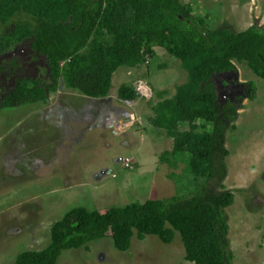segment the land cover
<instances>
[{
	"label": "rangeland",
	"instance_id": "374dc122",
	"mask_svg": "<svg viewBox=\"0 0 264 264\" xmlns=\"http://www.w3.org/2000/svg\"><path fill=\"white\" fill-rule=\"evenodd\" d=\"M183 3L193 16L206 18L208 28L227 24L243 31L254 23L264 28V0ZM154 50L155 56L136 67H119L106 97L84 96L60 77L46 102L0 110V264H15L18 254L46 248L52 225L73 208L103 211L148 199L186 200L214 183L194 179L183 160L164 155L173 150L174 140L152 124V106L174 96L188 73L165 49ZM11 51L5 60L17 57L25 70L3 73L0 96L18 76L51 82L45 60L29 56L25 44ZM234 63L236 80L228 92L234 95L239 83L253 82L255 97L242 101L226 130L227 173L216 189L234 196L226 208L233 264H264V79L246 62ZM121 85L133 86L137 98L121 100ZM126 158L130 167L124 166ZM57 264L191 263L179 232L170 243L155 235L139 239L135 233L126 251L115 247L109 232L84 247L63 251Z\"/></svg>",
	"mask_w": 264,
	"mask_h": 264
},
{
	"label": "trees",
	"instance_id": "16d2710c",
	"mask_svg": "<svg viewBox=\"0 0 264 264\" xmlns=\"http://www.w3.org/2000/svg\"><path fill=\"white\" fill-rule=\"evenodd\" d=\"M190 9L183 0H0V79L3 73L25 70L17 57L5 60L24 44L29 56L45 60L52 79L18 76L0 96V110L46 102L60 77L84 96L106 97L119 67H136L161 47L181 62L188 81L152 106L150 120L174 140L173 150L164 155L183 160L194 179L214 181L186 200L148 199L103 211L73 208L52 225L46 248L18 254L15 264H57L63 251L109 232L120 251L130 248L135 233L139 239L155 235L170 243L179 232L189 263L233 264L226 208L234 196L217 192L216 185L227 173L226 130L242 101L255 97V86L239 83L236 94L228 91L236 80L234 61L246 62L264 79V28L257 23L243 31L227 24L208 28L206 18L193 16ZM137 96L133 86L118 89L123 101Z\"/></svg>",
	"mask_w": 264,
	"mask_h": 264
},
{
	"label": "built area",
	"instance_id": "2783aa9c",
	"mask_svg": "<svg viewBox=\"0 0 264 264\" xmlns=\"http://www.w3.org/2000/svg\"><path fill=\"white\" fill-rule=\"evenodd\" d=\"M139 89L142 91L141 87H140ZM139 89H138V90H139ZM124 166H125V167H130V166H131V161H130L129 158H126V159L124 160Z\"/></svg>",
	"mask_w": 264,
	"mask_h": 264
}]
</instances>
